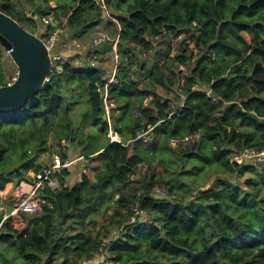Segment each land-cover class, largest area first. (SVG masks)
Returning a JSON list of instances; mask_svg holds the SVG:
<instances>
[{"label": "trees", "instance_id": "1", "mask_svg": "<svg viewBox=\"0 0 264 264\" xmlns=\"http://www.w3.org/2000/svg\"><path fill=\"white\" fill-rule=\"evenodd\" d=\"M105 2L112 18L99 0H44L42 15L36 16L20 13L11 0L0 5L33 31L38 20L51 11L64 14L66 32L77 40L91 38L97 26H104L119 35L122 55L131 51L129 64L117 71L119 81L109 87L110 108L117 111L113 126L122 142L108 141L101 147L97 158L103 160V166L96 171V180L83 174L76 183L58 190L45 186L41 210L23 214L25 226H8L6 232H0V242H7L24 259L23 264H80L105 248L108 258L92 264H264V168L262 172L235 168L230 162L234 150L264 145V0ZM182 31L189 35L179 40V51L171 57V38ZM243 32L252 34V39ZM186 39L199 48L195 60L194 48ZM110 41L91 51L108 52ZM138 51L147 58L155 57H151L145 77L134 78ZM187 62L185 87L179 91L180 64ZM61 66V71L53 66L48 81L22 108L0 114V188L40 166V155L54 146L48 143L50 129H54L57 144L63 139L79 141L80 129L70 116L76 98L67 95L76 94V87L87 96L92 123L100 130L108 129L103 92L96 85L106 80L104 65L79 68L69 58ZM3 69L0 55V82L6 83L8 75ZM140 80L143 83L138 87ZM158 87L174 90L180 97L186 94L183 107L179 108L180 101L173 112L170 99L162 100ZM149 95L154 98L144 104ZM245 122L256 126L259 137L254 131L238 129ZM27 126L30 131L25 130ZM150 126L161 135L156 149L164 171L144 174L133 185L131 174L149 160V150L134 140L139 130L147 131ZM15 153L20 157L18 163ZM199 166L206 168L204 176L221 169L231 176L258 172L259 177L245 180V188L233 183L230 176L222 182L215 178L216 183L203 191L200 201H188L186 194L197 181L184 175L201 178ZM70 174L64 172L61 180ZM156 185H164L173 200L151 195ZM114 187L119 195L112 219L104 231L92 235L85 228L86 218ZM138 198L142 212L135 222H129ZM3 215L0 212L1 222ZM112 228L117 232L104 244Z\"/></svg>", "mask_w": 264, "mask_h": 264}, {"label": "rangeland", "instance_id": "2", "mask_svg": "<svg viewBox=\"0 0 264 264\" xmlns=\"http://www.w3.org/2000/svg\"><path fill=\"white\" fill-rule=\"evenodd\" d=\"M5 1L6 0H0V5H2ZM11 2L13 3V5L17 9V11H19L20 13L22 12L23 14H26L27 16H29L30 9L32 7H34L36 0H11ZM122 8L123 9L126 8V3L122 4ZM44 11L46 12L47 8H45ZM110 11H111V8H110V6L107 5V12L110 13ZM107 12H106V14H107ZM40 15H42V12ZM17 16H18V13L16 14V17ZM38 24H39L38 27H40V26L42 28L44 27V25L40 19L38 20ZM98 28H102L105 31H107L109 33L110 38H112V39L115 38V34L113 32L109 31L108 28H105L104 26H100V25L97 26V28L93 31L91 38L86 39V40H77L76 38L71 37L68 32H65V35L61 39V42H59L57 48L55 49V52H60V51H64V50H65V52H67L69 50V48L71 47L72 48L71 52L73 51L74 55L70 56L69 58H71L72 62L75 65H77V67H79V68L96 67V66L102 64L106 68V71H107L106 79H108L112 75V69L114 67V61H115L114 60L113 42H111V41L108 42L110 44V50L108 52H105V53L103 51H101L100 52L101 58H99V59L98 58L93 59L91 57L90 53H88L86 51H82V49H84V46L90 44V40L92 39L93 35L95 34V32ZM242 34L249 41L252 39V34H250L248 32H243ZM74 41L78 42L80 44L73 46L72 43ZM167 42L168 41L164 40L162 43L164 45H166ZM169 48H171V47L168 46V50H169ZM159 49H160V46L155 48L156 51ZM171 54L174 55V52ZM0 55H1V63L3 64V67L5 68V69H3V71L5 70L4 73L8 75L7 79H10L13 76V74L15 73V70L18 69V66L15 63V61L12 59L11 55L7 54V52L3 48H1V50H0ZM153 56L155 57V54L152 55L151 57H153ZM167 56H169V55H167ZM151 57L147 58L140 51L137 52L138 64L134 65L133 69H132L134 78L145 77L146 72L151 68L148 65L149 63L152 62ZM162 60H165V58H163ZM143 62H145L144 68H142ZM55 64L61 65V60L56 61ZM61 70H62V68H61ZM135 71L138 74L135 73ZM142 83H143V81L140 80L138 83V87L142 86ZM158 88H159L160 94H162V95L166 94L167 95V96L164 95V98L174 97V95H173V94H175L174 90L168 91L166 88H163V87H158ZM74 92L76 94H67L68 96H70L71 99L76 98V102H75L74 108L70 112V116L72 118V121H73V124L75 125V127L80 129L79 141L81 140L83 142L82 143H80L79 141L70 142L68 140L66 141L65 139L61 140V142L66 146L69 144L71 146L72 151L80 150V151H83L87 154H96L97 155L101 151L100 149L105 143H107L108 141H110V142L112 141L111 136H112L113 131H114L113 119H114L117 111H112L110 109L109 112H106L107 113L106 119L108 120V129L100 130L99 126L96 124H93L91 121L89 102L86 99V97H87L86 94L81 89H79L77 87H76V89H74ZM176 98H177V96L175 97V99ZM111 101H112V99H111ZM146 101H147V99H146ZM175 104H177V103L175 102ZM152 128H154V127H152ZM238 129L239 130L254 131L255 137H259V135H260V132L256 129V126L253 123L245 122V123L241 124L240 126H238ZM25 130L30 131L31 130L30 126H27ZM153 131H154V129H153ZM153 131L151 133H149V131H148L149 134L145 133L143 135V137L134 140L135 142H137L138 146L142 147L143 149L149 150L147 152V155L149 156V160L141 163L138 170L135 173L131 174L130 182L133 185L136 184L137 180H139L142 177V175H144V174H147V173L152 172V171H156V173H160V172L164 171L163 163L161 162L160 157L157 154V149H156L159 146L160 141H158V139L161 137V135L156 134L155 132L153 133ZM94 132H97V133H94ZM189 140H191V139H189ZM57 142H58V138L56 137V135L54 133V129L52 128L48 132V143L50 145H55V144H57ZM26 146H27V148L31 147V143H28ZM172 146L176 147V144L174 142H172ZM49 153L50 152L41 154L40 160L42 161V159L45 158V156H47ZM226 157L228 158L229 155H227ZM19 161H20V157H18L17 153H15L14 154V162L18 163ZM102 166H103V160L99 157V160L96 163V167L88 168L85 174L90 178V180H96V171L101 169ZM257 168H258L259 172H262L260 170H261V168H264V167H257ZM198 169L201 170V172H200L201 178L199 177L198 174L191 175L189 173H186L184 175L187 178H192V179L194 178L197 181V183H196L197 186L196 185L194 186V190L190 191L189 194L188 193L186 194L187 195L186 199L188 201L189 200L200 201V197H201L203 191H205L211 183L213 185H214V183H216L215 178L220 179V182H222V180L225 176H230V178H231L230 180L233 183L242 184V187L245 188L244 187L245 180L249 179L250 177L256 178L258 176V172H256L255 176H253L250 172H246L244 175H240V176H237L235 174L233 176H231L230 173L224 172L221 169H219V170L215 169L216 171H214V169H212L213 171H210V173H207L208 175L204 176V174L207 172L206 168L203 166H199ZM76 182L74 181L73 183H76ZM8 183L5 184V186L0 188V207H3V208L6 207L9 210V212H11V211H13V207H14V203H15L14 198L16 196V189H15L16 183L15 182H12L9 184ZM200 184H202V186H200ZM109 192H111L110 195H112V196L107 195L105 201L101 202L102 203L101 206H99L98 203H96L95 207H97L98 209L91 210L88 217L86 218L87 224H86L85 228L92 235H96L99 232L104 231L105 227H107L109 225L110 220L112 219V214L115 212L116 200H117L118 195H119L117 187L110 189ZM165 196L167 198H170V199L172 198V200H173V196H171L169 194V192ZM39 197H40V206H41V204L43 202H45V199L41 196V193L39 194ZM143 218L144 217H141V219H143ZM22 220H23V223L25 224L26 220H24V218ZM20 222H21V219L19 221V225H21ZM68 231H70V229ZM116 232H117V229L112 228V231L110 232L109 236L108 237L106 236L104 238L105 239L104 244H106V242H108L111 239L112 234H114ZM6 251H7L6 256H0V264H23L24 259L21 256H19L18 253L15 252V250L11 246H9V245L6 246ZM99 251H101V250H99ZM108 256H109L108 248H107V250L105 248V250L101 253V256L98 259L103 260V259L108 258Z\"/></svg>", "mask_w": 264, "mask_h": 264}, {"label": "built area", "instance_id": "3", "mask_svg": "<svg viewBox=\"0 0 264 264\" xmlns=\"http://www.w3.org/2000/svg\"><path fill=\"white\" fill-rule=\"evenodd\" d=\"M101 6L107 12V5L105 0H99ZM108 16L111 17V14L107 12ZM30 16L32 12H29ZM112 18V17H111ZM114 19V18H113ZM41 22L43 23L44 27H36L32 32L36 35L40 36L42 40L47 45L50 55L52 57L53 66H56L57 70H61V65H56L55 62L61 60V64L63 61L69 59L71 52V47L67 52L60 51L55 52L59 42L64 37L66 32L65 23L67 20V16L64 14H56L53 10L50 13L44 15L40 18ZM115 20V19H114ZM193 25H196L197 22L193 21ZM166 32V31H165ZM189 35L187 31H182L176 36H172L171 38V48L169 55L171 57H175L179 51V40L185 38V36ZM158 37V36H157ZM107 40H113V50H114V67L112 69V75L110 78L106 79L104 84L101 85L100 83L96 82L98 88L103 92V100L106 112L110 111V94H109V87L112 83H117V71L120 66H127L129 64V57L131 51L129 49L126 54H123L118 49V41L119 35H115V38H110L109 33L102 28H98L93 35L92 39L90 40V44L84 46L82 51H86L91 54L93 59L101 58L100 52L91 51L96 45H100ZM191 47L194 50L193 60H195L199 56V48L196 47L194 41L192 39H186ZM77 43V44H76ZM78 42H73L72 45H79ZM3 48L7 54L11 55V49H7L3 46L0 40V50ZM174 52V55L171 53ZM74 55V53H73ZM89 62V61H88ZM52 66V68H53ZM180 69L182 70L181 80L178 85L179 91H182L185 87L186 82V75L189 72V65L187 63H181ZM52 70V69H51ZM17 77V74L13 75L10 79L7 80L6 83L0 82V86L3 84L12 83ZM193 88H198V85H195ZM208 94L210 93L209 90L206 91ZM210 95V94H209ZM154 98L153 95H149L146 99V103L150 102ZM187 98L186 94H182L181 102L179 104V108H182L185 99ZM216 99V98H215ZM218 101V99H216ZM171 108L176 111V105L172 104ZM107 115V113H106ZM146 131L139 130L136 138L139 139L143 137ZM112 142H122V137L117 131H113L111 136ZM50 153L45 156L40 162V166L36 169L32 168L27 171L25 178L20 179L18 182H15V189H16V196H15V203L13 207V212L15 214H34L38 213L41 210L40 206V197L39 194L42 192L45 186H48L54 190L61 189L62 187H67L70 185L72 171L75 169V166L80 168L79 175H83L86 173L88 168H93L96 166L98 162V158L96 154H87L80 150H71V146L68 144L67 146L63 143L55 144L53 148L49 151ZM230 162L235 168L239 167H264V145L262 146H244L239 150H234L230 156ZM70 172L71 174L65 178L64 181L61 180L60 176L64 175V172ZM141 191L137 193V197L140 196ZM150 194L153 196H165L168 194V190L164 185H156L150 190ZM3 209V207H0ZM132 214L128 219L129 222H135L137 217L141 214L142 210L140 208V200L139 198L132 204L131 207ZM104 250L97 251L95 255L91 258L84 259L80 262V264H92L97 260L101 253Z\"/></svg>", "mask_w": 264, "mask_h": 264}, {"label": "water", "instance_id": "4", "mask_svg": "<svg viewBox=\"0 0 264 264\" xmlns=\"http://www.w3.org/2000/svg\"><path fill=\"white\" fill-rule=\"evenodd\" d=\"M43 6L44 0H39L32 15L36 16ZM0 40L4 47L11 49V57L18 66L16 79L0 86L1 114L22 108L43 87L48 81L53 61L42 38L4 12L1 6Z\"/></svg>", "mask_w": 264, "mask_h": 264}, {"label": "crops", "instance_id": "5", "mask_svg": "<svg viewBox=\"0 0 264 264\" xmlns=\"http://www.w3.org/2000/svg\"><path fill=\"white\" fill-rule=\"evenodd\" d=\"M70 55H72L73 56V53H70ZM17 72H18V69L17 70H15V73L13 74V75H15V74H17ZM160 95V97H161V99L163 100V99H167V98H169L170 99V104L172 105V104H175V102L178 104L180 101H181V97L180 96H178L177 94H173L174 95V97H166V98H164V95H166V94H159ZM167 96V95H166ZM177 96V98L175 99V97ZM148 97V96H147ZM146 97V98H147ZM146 98H145V100H144V104H147L146 103ZM106 117H107V115H106ZM148 131H149V133H151L152 131H153V128L152 127H150L147 131H146V134L148 133ZM148 133V134H149ZM153 133H154V131H153ZM160 137V136H159ZM161 138V137H160ZM49 152V151H48ZM47 153V152H46ZM97 160H99V159H97ZM96 167V166H95ZM94 168V167H93ZM79 170H80V168L78 167V166H75V169L72 171V175H71V181L70 182H72L73 180L75 181V179H77L78 178V176H79ZM95 172V171H94ZM73 181V182H74ZM9 183H12V182H9ZM8 183V184H9ZM0 212H3L4 213V215L2 216V222L0 221V232H6V228L8 227V226H14V228H16V229H18V228H22L23 226H25V224L23 223V218H24V220H25V217L23 216V214H20V215H18V214H15L13 211H11V212H9V210L5 207V208H3V209H0ZM23 216V217H22ZM20 219H21V225H19V221H20ZM8 223V225H4V223ZM3 226V227H2ZM2 227V228H1ZM2 230V231H1ZM9 244L7 243V242H5V241H2V242H0V256H6V254H7V251H6V246H8Z\"/></svg>", "mask_w": 264, "mask_h": 264}, {"label": "clouds", "instance_id": "6", "mask_svg": "<svg viewBox=\"0 0 264 264\" xmlns=\"http://www.w3.org/2000/svg\"><path fill=\"white\" fill-rule=\"evenodd\" d=\"M106 114V113H105ZM112 142V141H111Z\"/></svg>", "mask_w": 264, "mask_h": 264}]
</instances>
